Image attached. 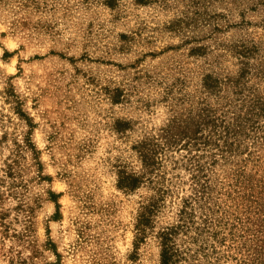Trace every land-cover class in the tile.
Segmentation results:
<instances>
[{"label": "rangeland", "instance_id": "rangeland-1", "mask_svg": "<svg viewBox=\"0 0 264 264\" xmlns=\"http://www.w3.org/2000/svg\"><path fill=\"white\" fill-rule=\"evenodd\" d=\"M0 264H264V0H0Z\"/></svg>", "mask_w": 264, "mask_h": 264}]
</instances>
